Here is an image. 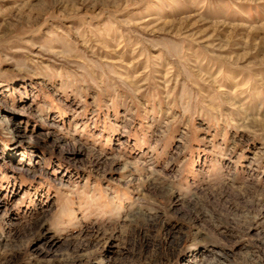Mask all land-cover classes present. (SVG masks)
Returning a JSON list of instances; mask_svg holds the SVG:
<instances>
[{
  "label": "rangeland",
  "instance_id": "obj_1",
  "mask_svg": "<svg viewBox=\"0 0 264 264\" xmlns=\"http://www.w3.org/2000/svg\"><path fill=\"white\" fill-rule=\"evenodd\" d=\"M0 264H264V0H0Z\"/></svg>",
  "mask_w": 264,
  "mask_h": 264
}]
</instances>
